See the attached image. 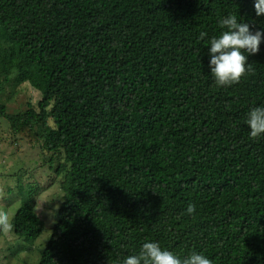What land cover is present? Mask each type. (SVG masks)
Masks as SVG:
<instances>
[{
	"label": "trees",
	"instance_id": "1",
	"mask_svg": "<svg viewBox=\"0 0 264 264\" xmlns=\"http://www.w3.org/2000/svg\"><path fill=\"white\" fill-rule=\"evenodd\" d=\"M254 2L0 0V121L14 148L0 154L12 225L0 253L122 264L159 242L181 258L264 264V137L245 123L264 106V42L248 56L254 74L230 87L215 84L208 43L229 14L264 31ZM23 85L39 100L9 108ZM54 185L55 221L35 249L48 228L37 201Z\"/></svg>",
	"mask_w": 264,
	"mask_h": 264
},
{
	"label": "clouds",
	"instance_id": "2",
	"mask_svg": "<svg viewBox=\"0 0 264 264\" xmlns=\"http://www.w3.org/2000/svg\"><path fill=\"white\" fill-rule=\"evenodd\" d=\"M254 7L257 16L264 15V0H255ZM219 27L223 29L221 34L213 36L210 46V73L214 77L215 84L219 87H230L247 79L254 74L249 55H256L260 51V44L264 42V31H252L248 23L238 22L236 14H229L219 21ZM207 33L201 32L203 40ZM250 129V139L264 137V106L253 107L247 113L245 121ZM196 206L189 204L186 212L194 214ZM0 228L11 231L12 225L6 213L0 211ZM122 264H213L203 253L193 251L190 255L181 258L173 252L163 249L159 242H144L136 255L126 256Z\"/></svg>",
	"mask_w": 264,
	"mask_h": 264
},
{
	"label": "rangeland",
	"instance_id": "3",
	"mask_svg": "<svg viewBox=\"0 0 264 264\" xmlns=\"http://www.w3.org/2000/svg\"><path fill=\"white\" fill-rule=\"evenodd\" d=\"M7 92H9V89L7 87ZM7 94V93H5ZM40 98L39 92H37L35 89L30 87L29 85H23L19 88L18 93L14 96L12 102L8 104V107L11 109H17V108H26V104L28 102H31L35 104ZM6 126L4 125L3 121H0V134L3 140H1V144L4 143L0 147V154L5 153L7 156L13 153L14 148L10 146V139H8V136H5L4 134L6 131ZM14 163L13 159L11 158L9 167L12 166ZM58 186L54 185L53 188L49 189L47 192H45L37 201V208L36 213L37 215L46 222V230L42 233V235L39 237V239L34 243V248H40L44 247L47 239L49 238L51 234V228L49 226L52 225V223L55 221L54 210L57 208V204L60 200V193L58 190ZM4 240L0 238V248L4 247V250L7 249V244L3 243ZM26 253L21 252L19 255L18 253L16 255H11L8 251L4 253H0V264H29L27 259ZM26 260V261H24Z\"/></svg>",
	"mask_w": 264,
	"mask_h": 264
}]
</instances>
